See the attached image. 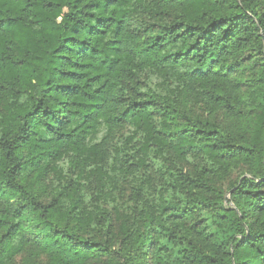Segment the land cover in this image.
<instances>
[{"label":"trees","instance_id":"16d2710c","mask_svg":"<svg viewBox=\"0 0 264 264\" xmlns=\"http://www.w3.org/2000/svg\"><path fill=\"white\" fill-rule=\"evenodd\" d=\"M0 264H264V0H0Z\"/></svg>","mask_w":264,"mask_h":264},{"label":"rangeland","instance_id":"374dc122","mask_svg":"<svg viewBox=\"0 0 264 264\" xmlns=\"http://www.w3.org/2000/svg\"><path fill=\"white\" fill-rule=\"evenodd\" d=\"M62 174H65L66 177H69V172L67 171L65 165H62L59 169V173L52 174L49 176V179L46 181V185H59ZM227 196V195H226Z\"/></svg>","mask_w":264,"mask_h":264}]
</instances>
